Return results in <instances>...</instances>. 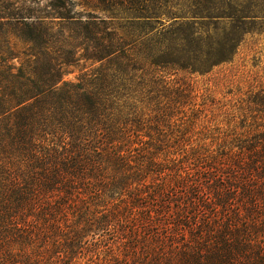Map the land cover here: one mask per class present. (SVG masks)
Masks as SVG:
<instances>
[{
	"label": "trees",
	"instance_id": "16d2710c",
	"mask_svg": "<svg viewBox=\"0 0 264 264\" xmlns=\"http://www.w3.org/2000/svg\"><path fill=\"white\" fill-rule=\"evenodd\" d=\"M81 1L0 0V264H264V77L194 79L264 0L140 1L132 41Z\"/></svg>",
	"mask_w": 264,
	"mask_h": 264
},
{
	"label": "rangeland",
	"instance_id": "374dc122",
	"mask_svg": "<svg viewBox=\"0 0 264 264\" xmlns=\"http://www.w3.org/2000/svg\"><path fill=\"white\" fill-rule=\"evenodd\" d=\"M140 1L145 0H82L81 5L75 6L74 9L76 12L92 14L107 20L117 28L120 34L127 36V40L132 41L139 38L141 31V22L137 18L141 16ZM173 1L181 5L180 12L182 14L189 11V4L186 0H147L145 6L167 8V10L177 13L175 4L172 7ZM258 2H262V0ZM262 28H264V24ZM1 36L0 32V38ZM22 47L20 45L18 48L23 50ZM83 72L80 71V68L69 67L65 80L76 81ZM255 75L264 77V34L247 36L233 62L215 68L209 75L195 76L194 79L198 84L197 88L200 90V94L211 91L215 99L226 101L224 97L231 99L228 92L236 94L241 91V88L246 91L247 79ZM215 83H220L219 87H215ZM232 93L231 96H234ZM200 100L202 98L199 99V102Z\"/></svg>",
	"mask_w": 264,
	"mask_h": 264
}]
</instances>
